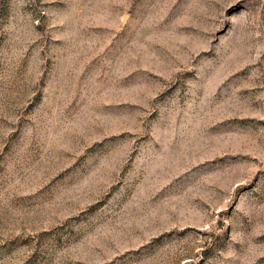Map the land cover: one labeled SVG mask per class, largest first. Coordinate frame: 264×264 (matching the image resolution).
Segmentation results:
<instances>
[{
  "label": "rangeland",
  "instance_id": "obj_1",
  "mask_svg": "<svg viewBox=\"0 0 264 264\" xmlns=\"http://www.w3.org/2000/svg\"><path fill=\"white\" fill-rule=\"evenodd\" d=\"M0 264H264V0H0Z\"/></svg>",
  "mask_w": 264,
  "mask_h": 264
}]
</instances>
